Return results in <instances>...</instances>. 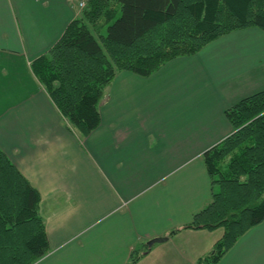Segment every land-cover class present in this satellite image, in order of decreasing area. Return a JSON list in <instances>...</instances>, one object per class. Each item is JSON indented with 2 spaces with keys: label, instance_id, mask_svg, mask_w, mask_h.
<instances>
[{
  "label": "crops",
  "instance_id": "0c3cea01",
  "mask_svg": "<svg viewBox=\"0 0 264 264\" xmlns=\"http://www.w3.org/2000/svg\"><path fill=\"white\" fill-rule=\"evenodd\" d=\"M74 11L0 0V149L40 197L48 251L33 264H128L158 236L133 264H197L223 234L184 228L210 198L202 154L232 133L225 111L264 90V30L231 31L148 76L116 72L82 135L30 66ZM215 264H264V219Z\"/></svg>",
  "mask_w": 264,
  "mask_h": 264
},
{
  "label": "trees",
  "instance_id": "16d2710c",
  "mask_svg": "<svg viewBox=\"0 0 264 264\" xmlns=\"http://www.w3.org/2000/svg\"><path fill=\"white\" fill-rule=\"evenodd\" d=\"M31 69L70 127L86 135L116 72L148 76L231 31L264 30V0H86ZM232 133L202 154L209 201L184 228L223 234L197 264H215L264 219V90L225 111ZM39 194L0 149V264H33L48 251ZM175 232L172 230L168 235ZM135 248L128 264L146 253Z\"/></svg>",
  "mask_w": 264,
  "mask_h": 264
},
{
  "label": "built area",
  "instance_id": "2783aa9c",
  "mask_svg": "<svg viewBox=\"0 0 264 264\" xmlns=\"http://www.w3.org/2000/svg\"><path fill=\"white\" fill-rule=\"evenodd\" d=\"M67 2L78 11L84 6L86 0H67Z\"/></svg>",
  "mask_w": 264,
  "mask_h": 264
},
{
  "label": "water",
  "instance_id": "95a60500",
  "mask_svg": "<svg viewBox=\"0 0 264 264\" xmlns=\"http://www.w3.org/2000/svg\"><path fill=\"white\" fill-rule=\"evenodd\" d=\"M166 239H167V236H158V237L151 238L150 240L147 241V246L150 247L152 244L157 243V242H163Z\"/></svg>",
  "mask_w": 264,
  "mask_h": 264
},
{
  "label": "rangeland",
  "instance_id": "374dc122",
  "mask_svg": "<svg viewBox=\"0 0 264 264\" xmlns=\"http://www.w3.org/2000/svg\"><path fill=\"white\" fill-rule=\"evenodd\" d=\"M74 12H75V11H74ZM76 13L79 14V12H77V11H76ZM74 15H75V13H74Z\"/></svg>",
  "mask_w": 264,
  "mask_h": 264
}]
</instances>
